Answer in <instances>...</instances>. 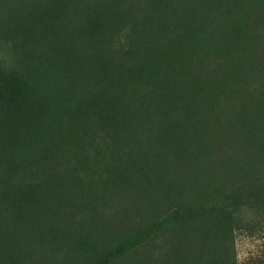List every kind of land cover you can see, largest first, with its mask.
I'll return each instance as SVG.
<instances>
[{
  "label": "trees",
  "instance_id": "obj_1",
  "mask_svg": "<svg viewBox=\"0 0 264 264\" xmlns=\"http://www.w3.org/2000/svg\"><path fill=\"white\" fill-rule=\"evenodd\" d=\"M250 213L264 0H0V264H238Z\"/></svg>",
  "mask_w": 264,
  "mask_h": 264
},
{
  "label": "rangeland",
  "instance_id": "obj_2",
  "mask_svg": "<svg viewBox=\"0 0 264 264\" xmlns=\"http://www.w3.org/2000/svg\"><path fill=\"white\" fill-rule=\"evenodd\" d=\"M251 217L250 213L248 221L253 225ZM235 252L238 264L259 260L264 252V230H260L255 222L253 228L238 230L235 234Z\"/></svg>",
  "mask_w": 264,
  "mask_h": 264
}]
</instances>
